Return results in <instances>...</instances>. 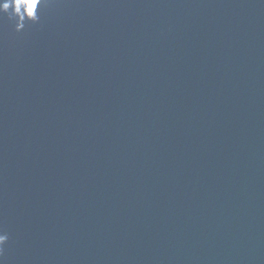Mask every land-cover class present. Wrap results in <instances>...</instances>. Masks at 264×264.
I'll use <instances>...</instances> for the list:
<instances>
[{
  "label": "water",
  "instance_id": "95a60500",
  "mask_svg": "<svg viewBox=\"0 0 264 264\" xmlns=\"http://www.w3.org/2000/svg\"><path fill=\"white\" fill-rule=\"evenodd\" d=\"M37 14L0 13V264H264V0Z\"/></svg>",
  "mask_w": 264,
  "mask_h": 264
},
{
  "label": "clouds",
  "instance_id": "9594fccd",
  "mask_svg": "<svg viewBox=\"0 0 264 264\" xmlns=\"http://www.w3.org/2000/svg\"><path fill=\"white\" fill-rule=\"evenodd\" d=\"M50 0H0V13L8 14L9 19L15 17V30L24 28V22L33 24L39 21L38 7L43 8ZM11 9V12L9 10ZM7 232L0 229V255L3 254L4 245L8 241Z\"/></svg>",
  "mask_w": 264,
  "mask_h": 264
}]
</instances>
